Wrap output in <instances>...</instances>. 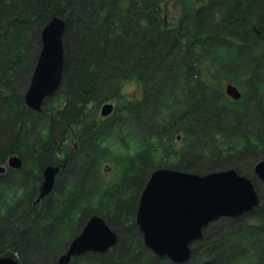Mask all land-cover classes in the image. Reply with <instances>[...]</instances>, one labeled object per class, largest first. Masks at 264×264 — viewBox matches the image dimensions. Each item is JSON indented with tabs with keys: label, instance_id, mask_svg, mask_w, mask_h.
<instances>
[{
	"label": "trees",
	"instance_id": "obj_1",
	"mask_svg": "<svg viewBox=\"0 0 264 264\" xmlns=\"http://www.w3.org/2000/svg\"><path fill=\"white\" fill-rule=\"evenodd\" d=\"M168 6L181 9L177 20L166 19ZM54 15L67 22L63 92L57 105L45 103L41 111L29 107L23 111L19 96L13 91L3 95L1 87L10 88L11 78L20 76L19 70L26 71L22 65L29 48L24 49L20 38L27 26H33L38 36ZM35 56L38 52L32 51ZM134 78L143 83L140 99L120 91L123 81ZM107 79H114V93L118 91L116 109L107 119L115 121L113 126H107L96 108H88L91 91ZM223 81L236 84L242 98L228 96ZM0 86V165L8 155L27 150L34 165L67 167L69 163L76 172L69 181L71 189L59 198L38 202L34 200L37 188H30L33 174L27 173V162L21 169L8 168L0 174V222L11 220L16 213L26 215L24 221L29 223L20 231L0 224V239L7 233L13 244L7 252H3L7 242L1 244L0 256L18 255L20 264H58L53 249L63 246L59 253L64 252L77 234L75 225L80 224L81 214L94 209L91 214L101 213L111 226L113 219L120 225L117 244L105 253L77 256L69 264H178L145 250L130 225L135 218L123 213L120 199L116 196L108 203L104 193L87 189V181L97 175L107 153L115 152L116 144H124L125 119L147 123L149 142L143 143L142 154L157 167L205 173L243 153L251 152L253 165L260 160L264 152V0H0ZM188 117L191 124L180 127ZM248 117L256 118L252 125L258 130L240 133L237 128ZM54 120L60 127L57 136ZM69 127L78 143L73 150L64 134ZM169 130L184 133L180 148L169 136L174 147L162 149ZM218 133L225 140L216 138ZM213 145L218 147L214 154ZM5 177L6 181L1 180ZM255 177L261 193L260 180ZM4 192H9V198ZM94 197H99L100 204L91 206ZM261 198V207L231 218L251 217L256 219L254 224L223 233L216 222L211 223L203 228L202 240L193 243L191 258L181 264H264ZM114 206L117 214L111 216L108 208ZM53 225L60 228V234Z\"/></svg>",
	"mask_w": 264,
	"mask_h": 264
},
{
	"label": "water",
	"instance_id": "obj_2",
	"mask_svg": "<svg viewBox=\"0 0 264 264\" xmlns=\"http://www.w3.org/2000/svg\"><path fill=\"white\" fill-rule=\"evenodd\" d=\"M65 18L52 16L41 30L42 47L31 82L24 95L26 105L35 111L42 109L44 100L62 84L65 63ZM226 93L241 97L239 88L228 83ZM114 111L112 102L100 108L102 116ZM10 168L19 169L24 159L12 154L7 160ZM60 165L47 164L37 201L54 188ZM6 170L0 166V173ZM256 176L264 180V158L254 166ZM263 204L251 176L237 168L214 170L207 173L186 171L174 167H158L151 173L139 197L136 223L144 244L157 256H166L181 264L193 253L192 244L203 238V228L220 217H240ZM118 233L103 215L92 214L82 230L71 240L58 264H69L73 257L88 251L105 253L118 241ZM0 264H20L13 255L0 256Z\"/></svg>",
	"mask_w": 264,
	"mask_h": 264
},
{
	"label": "rangeland",
	"instance_id": "obj_3",
	"mask_svg": "<svg viewBox=\"0 0 264 264\" xmlns=\"http://www.w3.org/2000/svg\"><path fill=\"white\" fill-rule=\"evenodd\" d=\"M164 14H166L165 17L169 21L177 20L181 15V9L179 7L168 6L167 11ZM36 34H37V30L35 31L33 26H27V30L25 31V34L23 35V37L20 38L21 41L23 42L24 49L29 48L28 58L24 59L23 65H22V68L26 71L19 70L21 72L20 76L17 75L14 78H11V80L9 82V84L11 85L10 88L4 87V85H3L4 88L0 86L1 92L3 95H7L13 91L19 96V98L21 100V104H22L21 108L23 111H27V108H28V106L26 105V102L24 100V95L27 92L28 87L30 85L31 76L33 74V71H34V68L36 66L38 56H39V53H40V50L42 47V45H41V43H42L41 42V34L40 35L38 34V36H35ZM38 38L40 39V41H38ZM63 40H64V37H63ZM64 45H65V42H64ZM32 51L35 55L38 52V56L32 57ZM69 64H70V62H69ZM204 72L207 73L208 77L213 78V73H210L207 70H205ZM64 73H65V70L63 71V78H64ZM146 75L147 74L145 73L144 76H146ZM107 80L105 82L101 83L98 86V88L96 89V91L95 90L91 91V93L89 95L90 96V103L88 104L89 105L88 108H96L98 114L100 112L101 105L104 102L109 101L112 98L116 99V102H117L116 94L118 93V91H116L114 93V91H115L114 90V84H115L114 79H109L108 81ZM139 83L140 82L137 81V79H135V78L123 81L120 85V91L126 97H134L135 99L140 98V95L142 93V86H140ZM226 83H227L226 81L222 82V88L223 89L225 88ZM62 92L63 91H60V88H59L53 95L47 97L44 100L43 105L45 103L48 106L57 105L59 103L58 99L60 98L59 94H61ZM12 99H13V97H12ZM43 105H42V108H43ZM190 118L191 117L186 118L185 122H181L178 125L180 127L188 126L189 124H191ZM54 121H55V123H54V125H55L54 134H55V136H57V133L59 132L60 127H59V123L56 122V120H54ZM145 121H148V120L146 119ZM256 122L257 121H256L255 117L254 118L248 117L246 119V121L242 122L240 127L237 128V131H239L240 133H245L247 131L257 132L258 129L256 128L257 129L256 130L255 128H253V125L255 126ZM140 124H142V122ZM146 124L147 123L144 122V124L140 126L141 127L140 131L142 129V136H143L144 142H149V139H147V135L150 133V130L146 128ZM225 126H227L230 129L232 128V126H229V124H226ZM143 127H145V129H143ZM172 133L173 132L170 131V132H166L165 134L168 137ZM64 134L67 137L68 147H70V150H73L76 147V138L74 137V132H72L70 127H69V128L64 130ZM178 134H180V133H178L177 131L175 133H173V136H174L173 138H174L175 142L177 143V147H179L183 141V139L180 140L177 138ZM181 134H184V133H181ZM167 137H166V139H167ZM155 138H157V136H155ZM216 138H222L223 140H225V138H223V133H218L216 135ZM130 139L134 144L135 141L133 140V138H130ZM155 141L158 143V140H155ZM168 142L170 143L171 146L174 147L173 141H168ZM165 144L163 145V148H162L163 150H164V147H166ZM210 149L212 151V154H214L218 150V147L213 145V147ZM263 150H264V148H263ZM23 152H24V154L23 153L22 154L18 153V154L22 155L24 157V159L26 160L25 162H27V164H28L27 173L29 175L33 174V177L31 178V181H30V188L32 185H33V188L35 186L34 189L37 188L36 195H34L35 196L34 200H35V198L37 197L39 187H40L42 180H43L42 179L43 169L47 164L46 165L44 164L45 166L43 165L42 168L40 167L41 163L39 165H37V163H36V165H34V161H33V158H31L32 156L30 155V153L27 150H24ZM120 152H122L125 157H128L127 146L125 144H116V151L113 153H107V159L102 160V163L100 166L101 170H98V172L96 173L97 175L90 177L89 180L87 181V188L91 189L92 190L91 193H93V194H96L97 191L100 192V194L104 193L103 197L107 198L108 203L112 202L113 198L117 196L120 199V200H118L119 205L124 208L123 213H128V212L130 213L132 211V209H134V207H135V204L138 200L140 191L138 192V189H136L131 193V192H129L128 188L126 187L127 185L125 183V178L127 176L124 174V169L126 170V168L128 167L129 164H128V162H126V163L123 162L125 160L123 159V156H122V154H120ZM142 156H145V154H143ZM160 157L156 158V161L160 160ZM238 157L234 156V157H231L229 159L226 158L227 161L225 163L215 164V166H213L211 169L213 171V170H221V169H227L230 167L238 166V168L240 167L241 170H246L249 174H251V177L256 176V174L254 172V165L251 163V160L253 158V157H251V152L243 153L239 157V159H238ZM149 158L153 159L151 155L149 156ZM258 158L263 159L264 158V152H261V154ZM142 160H143V167H144L142 173H139L137 175H133V177H130V179L133 180V182H136L137 184H139V187L142 186V182H143V186L146 184L148 178L150 177L151 172L157 167V166H155V164H153L152 161L149 162L148 160H150V159H148L146 156ZM166 160H167V158H166ZM3 164L7 165V161H5ZM40 168H41V171H40ZM63 169H64V171L62 172L63 175L62 174L59 175L57 185L55 186V188L52 192V195L44 197L43 199L49 200L52 196L54 198H59L62 195L61 194L58 197V195L60 193L68 190V188L71 189V186L69 187V181L71 180L72 177H74L76 172L74 170H71L69 163L67 164V167H64ZM208 172H210V171H208ZM205 173H207V172H205ZM92 174H94V171H92ZM98 174H99V176H98ZM255 178H256V180L257 179L260 180V185H261L260 191H261V193L258 192V194L260 196V199L262 200L261 196L264 198V181L259 179L257 176ZM1 180L6 181V177L4 179H1ZM12 180H14V178ZM79 186H80V183H79V185L75 184V187H74L75 191H77L80 188ZM91 193L86 192L88 197L92 196ZM4 194L7 198H9V192H4ZM125 194L126 195L128 194V195L123 196ZM99 200H100L99 197H94L93 199L90 200L91 201L90 205L92 206L95 202L100 204ZM93 210L94 209L89 210L88 212H86L87 214L86 213L81 214V216H80L81 222L78 226L75 225V227H77L75 233L80 232L84 223L86 222L87 218L91 215V212ZM108 210L110 211L109 214L111 216L117 214L115 206L112 208L111 207L108 208ZM78 211H79V208L77 207V214H78ZM25 214H27V212H25ZM25 217H26V215H21L20 217L16 216V213H15L11 216V220L2 221V222H0V224L2 225V224L8 223L11 227L14 228L13 229L14 231H16V230L20 231V230H23L27 225H29V223L24 221V220H26ZM231 218H234V217H220V218L215 219L211 223L216 222L215 224L218 225V227L221 229V231L223 233H225L229 230H234L236 228H243L247 225L254 224L256 222V219L251 218V217L244 218L246 221L242 218L240 221L239 220L235 221ZM130 225H131L132 229L135 231V233L137 234V236L140 238L139 240L144 245V249L145 250L148 249L149 251L154 253L150 248H148L144 244L142 233L139 229L138 224L136 223V218H135V222L132 221V223ZM112 227L117 232L119 231L118 233L122 232L120 225L117 223V221H114V219H113ZM52 229L55 232L60 234V228L57 229V225H53ZM68 233H71V232L68 231L66 237H68ZM71 237H72V235H71ZM57 239H59V237ZM9 240H10V237H9V234L7 235V233L4 234L3 237L0 239V246H2L1 244H5L7 242V244H5L6 247L3 246V250H4L3 252L11 251L13 249L12 248L13 244H10ZM55 246H56V244L54 243L52 249ZM62 248H63V246L62 247L59 246V247H56L53 249L56 261H57L58 255L60 254L59 251ZM17 259H18V257H17Z\"/></svg>",
	"mask_w": 264,
	"mask_h": 264
},
{
	"label": "flooded vegetation",
	"instance_id": "obj_4",
	"mask_svg": "<svg viewBox=\"0 0 264 264\" xmlns=\"http://www.w3.org/2000/svg\"><path fill=\"white\" fill-rule=\"evenodd\" d=\"M139 82H140L139 85L142 86V93L140 95V98H141L143 96V83L141 81H139ZM140 98H138V99H140ZM107 102H112L114 104V111H115L116 106H117L116 99L112 98V99H110ZM100 117H101V119H106L107 120L109 117H111V115L106 116V117H103V116H100ZM114 122L115 121H108L107 120V126H113ZM140 123H141L140 120H137V123H134L133 121H132V123H130V122H128L127 119H125L123 121V136L121 137V141L127 146V149H128V157L123 156V159L125 160L123 162H125V163L128 162V164H129L128 167L126 168L127 171H128L127 174H126L127 177L125 178V183L127 185L126 187L128 188L129 192H131V193L134 190L138 189L140 191L139 194H141V192H142V190L144 188L143 182H142V186L141 187H139V184H137V183L135 185H132L133 180H131L130 177H133V175H137L139 173H142V171L144 169L143 160H142L143 159L142 150H143L144 140H143V136H142V129L140 131V128H141L140 126L142 125ZM133 124H134V126H133ZM172 124H173V122H172ZM130 126H133V127L130 129ZM170 131L171 130H169L168 132H170ZM169 136L173 138V136H171V135H169ZM169 136L167 137L166 144H165L167 148H170V146H171L168 141H170L172 138H170ZM182 137H184V134H178V136H177V138L180 139V140L182 139ZM130 138H133V140L135 141L134 144H133V142L131 141ZM183 141H182V143H183ZM174 144H175V140H174ZM181 146H182V144L178 148H180ZM56 185H57V183H56ZM88 190H91V189H88ZM38 194H39V191L37 193V196H38ZM138 200H139V197H138ZM138 200H137V202L135 204L134 209H132V211L130 212V215L134 216V218H136L137 207H138V202H139ZM88 218H87V220H88ZM87 220H86V222H87ZM85 223H84V225H85ZM118 235H119V233H118Z\"/></svg>",
	"mask_w": 264,
	"mask_h": 264
}]
</instances>
